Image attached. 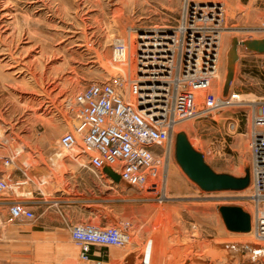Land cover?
I'll return each instance as SVG.
<instances>
[{
	"label": "rangeland",
	"instance_id": "1",
	"mask_svg": "<svg viewBox=\"0 0 264 264\" xmlns=\"http://www.w3.org/2000/svg\"><path fill=\"white\" fill-rule=\"evenodd\" d=\"M188 1L223 7L218 76L211 88L220 95L230 39L264 36V0H0V154L22 148L7 168L14 181H25L16 189L18 198L33 200L40 197L37 193L57 190L72 201L82 199L75 167L55 156L60 136L76 121L77 92L91 82L134 76L138 33L175 25ZM118 40L127 45L125 61L114 59ZM238 53L230 88L246 101L264 99V52L241 47ZM244 102L175 125L165 181L168 200H149L128 183L106 176V182L92 187L94 199L114 220L111 225L128 224L130 242L119 247L128 255L120 264H264V240L251 229H227L219 211L227 205L250 212L252 187L205 191L175 159V135L184 131L215 172L245 176L253 108ZM232 119L234 129L228 126ZM15 196L0 195V230L7 232L8 249L20 244L4 217ZM102 216L94 214L87 222L100 225ZM2 252L0 264H21V258H4ZM79 263L84 264L80 257Z\"/></svg>",
	"mask_w": 264,
	"mask_h": 264
},
{
	"label": "built area",
	"instance_id": "2",
	"mask_svg": "<svg viewBox=\"0 0 264 264\" xmlns=\"http://www.w3.org/2000/svg\"><path fill=\"white\" fill-rule=\"evenodd\" d=\"M222 22L220 3L188 1L175 25L141 30L134 76L91 82L77 92L72 107L76 121L60 136L55 156L84 163L94 172L103 173L109 167L147 199L162 203L168 200L165 181L175 125L182 119L245 101L253 108L247 131L250 229L256 239L264 240V99L246 101L231 88L226 95L211 89L212 80L218 76ZM151 36L158 40H150ZM126 53L127 45L118 40L114 59L125 61ZM236 122L230 120L229 128L234 129ZM21 151L17 148L0 154V195H16L7 202V222L36 217L29 202L16 194L25 181H14L7 172ZM127 226L75 224L71 238L80 248L82 263L92 260V246L124 248L129 244Z\"/></svg>",
	"mask_w": 264,
	"mask_h": 264
},
{
	"label": "crops",
	"instance_id": "3",
	"mask_svg": "<svg viewBox=\"0 0 264 264\" xmlns=\"http://www.w3.org/2000/svg\"><path fill=\"white\" fill-rule=\"evenodd\" d=\"M64 159L75 167V177L79 179L77 182L81 186L79 189L83 190L85 195H82V199L72 201L65 193L56 190L37 193L40 197L33 200L26 199L36 217L9 222L10 227L14 228L15 241L20 242L13 248L14 252L12 247L11 250L8 249L10 246L5 236L7 232L0 230V248L4 258H21V264H80V248L71 238V228L78 223H90L87 221L93 220L91 216L94 214L104 215L99 220V226H110V222L114 221L110 214L99 206V201L94 199L92 188L100 182H106L104 177L108 178L109 175L96 172L99 180H95L90 168L84 163L69 157ZM6 211L9 214L8 209ZM8 214L5 212L4 217H8ZM87 214L90 216L87 217ZM127 255L123 249L116 246H92V260L88 264H120L126 260Z\"/></svg>",
	"mask_w": 264,
	"mask_h": 264
},
{
	"label": "water",
	"instance_id": "4",
	"mask_svg": "<svg viewBox=\"0 0 264 264\" xmlns=\"http://www.w3.org/2000/svg\"><path fill=\"white\" fill-rule=\"evenodd\" d=\"M250 51L264 52V37L240 40L237 37L230 39L226 51V73L222 94L226 95L232 83L235 63L239 58L238 48ZM175 159L184 173L205 191L243 190L249 185V173L236 177L227 173L215 172L205 161L202 153L196 151L187 139L184 131L175 135ZM114 181L121 180L120 175L113 169H104ZM227 229L236 232L250 231V215L239 206L222 205L219 207Z\"/></svg>",
	"mask_w": 264,
	"mask_h": 264
},
{
	"label": "bare ground",
	"instance_id": "5",
	"mask_svg": "<svg viewBox=\"0 0 264 264\" xmlns=\"http://www.w3.org/2000/svg\"><path fill=\"white\" fill-rule=\"evenodd\" d=\"M150 40H153V41H157L158 40V38H157V36H151L150 37ZM119 42H121L120 40H119ZM239 49V48H238ZM219 51H220V48H219ZM152 51H150V52H144L145 54H147V53H151ZM20 150L22 149V148H19Z\"/></svg>",
	"mask_w": 264,
	"mask_h": 264
}]
</instances>
